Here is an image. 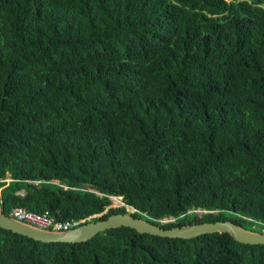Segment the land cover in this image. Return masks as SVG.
Masks as SVG:
<instances>
[{
  "label": "trees",
  "instance_id": "16d2710c",
  "mask_svg": "<svg viewBox=\"0 0 264 264\" xmlns=\"http://www.w3.org/2000/svg\"><path fill=\"white\" fill-rule=\"evenodd\" d=\"M14 206L264 229V0H0V209ZM0 264H264V244L0 227Z\"/></svg>",
  "mask_w": 264,
  "mask_h": 264
},
{
  "label": "water",
  "instance_id": "95a60500",
  "mask_svg": "<svg viewBox=\"0 0 264 264\" xmlns=\"http://www.w3.org/2000/svg\"><path fill=\"white\" fill-rule=\"evenodd\" d=\"M130 211H133L131 208ZM104 212V211H103ZM129 212V211H128ZM92 216H99L98 214ZM125 226L138 233H148L160 237L191 238L200 234L219 232L227 233L233 240L248 244H264V229L253 231L245 229L229 220L192 222L168 228L133 217L130 213H111L105 218L87 220L63 231L39 229L17 221L0 211V227L27 236L34 240L49 242H80L85 241L107 228Z\"/></svg>",
  "mask_w": 264,
  "mask_h": 264
},
{
  "label": "built area",
  "instance_id": "2783aa9c",
  "mask_svg": "<svg viewBox=\"0 0 264 264\" xmlns=\"http://www.w3.org/2000/svg\"><path fill=\"white\" fill-rule=\"evenodd\" d=\"M32 182L36 183L38 181H32ZM120 205H124V203L121 201V198L119 197V203L115 204V206H120ZM7 215L17 221L29 224L36 228L53 230V231L67 230L83 222V219H77V220L71 219V220L60 221V220H56L53 216L49 215L47 211L37 213L30 210H26L18 206L11 207ZM173 220L174 218L170 216L168 218H163L160 221L165 222V221H173Z\"/></svg>",
  "mask_w": 264,
  "mask_h": 264
},
{
  "label": "rangeland",
  "instance_id": "374dc122",
  "mask_svg": "<svg viewBox=\"0 0 264 264\" xmlns=\"http://www.w3.org/2000/svg\"><path fill=\"white\" fill-rule=\"evenodd\" d=\"M114 203H116V204H117V203H119V202H116V201H114ZM114 203H111L110 205H111V206H115V204H114ZM128 210H131V208H128Z\"/></svg>",
  "mask_w": 264,
  "mask_h": 264
},
{
  "label": "bare ground",
  "instance_id": "6f19581e",
  "mask_svg": "<svg viewBox=\"0 0 264 264\" xmlns=\"http://www.w3.org/2000/svg\"><path fill=\"white\" fill-rule=\"evenodd\" d=\"M111 199L113 200V202H114V199H115L116 202H119V200L116 199L115 197H112Z\"/></svg>",
  "mask_w": 264,
  "mask_h": 264
}]
</instances>
